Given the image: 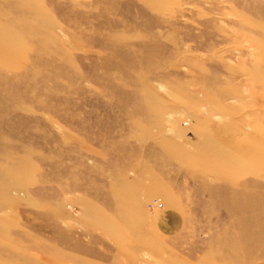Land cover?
Here are the masks:
<instances>
[{"label":"rangeland","instance_id":"1","mask_svg":"<svg viewBox=\"0 0 264 264\" xmlns=\"http://www.w3.org/2000/svg\"><path fill=\"white\" fill-rule=\"evenodd\" d=\"M0 264H264V0H0Z\"/></svg>","mask_w":264,"mask_h":264},{"label":"built area","instance_id":"2","mask_svg":"<svg viewBox=\"0 0 264 264\" xmlns=\"http://www.w3.org/2000/svg\"><path fill=\"white\" fill-rule=\"evenodd\" d=\"M162 207H163L162 203L160 204L157 201H155L154 204L150 205V208H153V209H161Z\"/></svg>","mask_w":264,"mask_h":264}]
</instances>
